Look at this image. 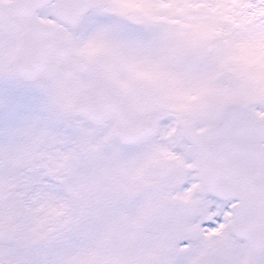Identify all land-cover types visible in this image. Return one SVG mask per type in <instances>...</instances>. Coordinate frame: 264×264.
<instances>
[{
    "label": "snow or ice",
    "instance_id": "snow-or-ice-1",
    "mask_svg": "<svg viewBox=\"0 0 264 264\" xmlns=\"http://www.w3.org/2000/svg\"><path fill=\"white\" fill-rule=\"evenodd\" d=\"M0 264H264V0H0Z\"/></svg>",
    "mask_w": 264,
    "mask_h": 264
}]
</instances>
